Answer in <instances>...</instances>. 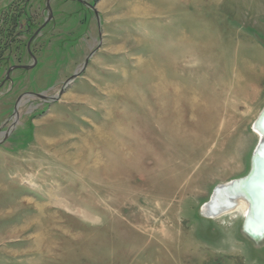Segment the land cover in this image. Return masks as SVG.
Instances as JSON below:
<instances>
[{
	"label": "rangeland",
	"instance_id": "rangeland-1",
	"mask_svg": "<svg viewBox=\"0 0 264 264\" xmlns=\"http://www.w3.org/2000/svg\"><path fill=\"white\" fill-rule=\"evenodd\" d=\"M169 43L188 52L182 66L170 64ZM238 70L257 78L259 97L213 155L178 142L168 146L176 158L118 192L103 174L116 162L102 153L113 124L145 116L165 82L185 91L180 107L197 94L210 106L202 83L238 90ZM206 106L199 118L213 114ZM262 109L264 0H0V264H264V237L245 233L242 212L201 214L218 185L248 175ZM58 189L96 219L51 205ZM163 223L188 245L172 256Z\"/></svg>",
	"mask_w": 264,
	"mask_h": 264
},
{
	"label": "bare ground",
	"instance_id": "bare-ground-1",
	"mask_svg": "<svg viewBox=\"0 0 264 264\" xmlns=\"http://www.w3.org/2000/svg\"><path fill=\"white\" fill-rule=\"evenodd\" d=\"M175 45L168 44L171 54L173 52L177 54L170 59V64L180 67L188 52L183 47L175 51ZM204 62V68H215L214 64L209 65L208 63L204 64ZM244 74L240 75L238 70L233 75L237 82H241L240 85L238 84V90L234 89L227 81H219L218 87H212L211 84L205 86L202 83L199 87L200 93L204 94L205 98L210 96L212 103L210 106H206L205 100L202 99L203 96L197 94L196 101H190L189 110L180 107V104L187 98L186 93H183L185 91L181 90L180 87L165 82L160 87L155 88V107H151L145 116L113 124L111 128L114 129V132L108 133L105 137L114 138L115 143L112 141L106 143L102 153L116 157V162L113 163L114 169L110 165L111 163L104 167L103 174L105 177H115L118 181V192L122 193L126 187V179H136L140 171H155L168 164L169 160L176 158V156H169L168 146L177 145L178 142L183 144L187 140L203 145L208 149V156L213 155L215 148L211 146L215 138L221 136L224 129L230 130L237 125V122H241L242 119L239 118L242 115L241 109L249 107L259 97L257 78H254L252 74H248L247 77ZM188 92L192 96L194 95L193 88H189ZM198 106H206V110L212 107L213 114L206 116L203 112V116L199 118ZM252 123L253 131L259 141L252 155L248 175L218 185L214 193L212 192L210 199L202 206L201 214L206 218L219 219L226 215L242 212L247 231L252 234L253 239H260L264 237L263 227L261 228V224L264 222V109ZM206 131H209L210 134H206ZM196 134L197 137H195ZM102 153H95V150L91 149L90 152L88 151V156L91 159L94 157V162L98 160L101 162ZM78 170L84 172L82 169ZM91 172L93 171L87 170L86 174L89 175ZM25 183L33 184L28 178ZM48 201L51 205L67 208L85 219H96L92 215L93 211L89 207V203L68 197L62 189L48 194ZM165 202L167 203L168 200ZM161 206H159V210L162 213L166 212L164 215L169 218V215H172L171 210L166 211ZM122 225L124 226V223ZM136 226L134 227L137 230L141 229L140 226ZM162 228L161 236L166 241L167 246L165 247L168 256H172L171 250L173 248L182 250L183 246L184 248L188 246L182 243L184 242L183 233L178 228L176 230L174 225L170 228L163 223Z\"/></svg>",
	"mask_w": 264,
	"mask_h": 264
},
{
	"label": "water",
	"instance_id": "water-1",
	"mask_svg": "<svg viewBox=\"0 0 264 264\" xmlns=\"http://www.w3.org/2000/svg\"><path fill=\"white\" fill-rule=\"evenodd\" d=\"M76 1H78V0H76ZM262 227H263V232H264V222H263V224H261V228H262ZM244 231H245V233H246L247 235H249L250 237L253 238L252 234L249 233V231H247V229H246V224L244 225Z\"/></svg>",
	"mask_w": 264,
	"mask_h": 264
}]
</instances>
